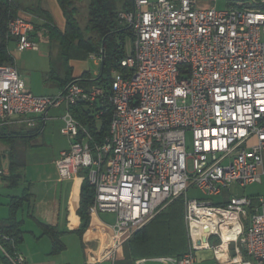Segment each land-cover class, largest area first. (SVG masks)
Wrapping results in <instances>:
<instances>
[{
  "label": "built area",
  "instance_id": "obj_1",
  "mask_svg": "<svg viewBox=\"0 0 264 264\" xmlns=\"http://www.w3.org/2000/svg\"><path fill=\"white\" fill-rule=\"evenodd\" d=\"M201 1L132 0L119 8L117 19L133 39L123 70L112 69L107 85L75 78L55 94L36 95L15 65L0 64V126L42 130L48 111L63 109L60 132L68 146L55 159L57 175L87 170L95 188L89 217L114 215L113 240L96 261L113 262L135 231L184 196L188 250L135 264H193L203 247L219 264H264L263 197L232 192L216 203L185 197L193 185L219 195L223 187L264 178V0L220 8ZM7 25L18 51L38 48L31 20L18 15ZM79 102L93 105L95 118L110 105L104 139L95 140L72 115L70 106ZM5 173L0 168V183ZM3 252L12 264H26L19 250Z\"/></svg>",
  "mask_w": 264,
  "mask_h": 264
},
{
  "label": "trees",
  "instance_id": "obj_2",
  "mask_svg": "<svg viewBox=\"0 0 264 264\" xmlns=\"http://www.w3.org/2000/svg\"><path fill=\"white\" fill-rule=\"evenodd\" d=\"M75 0H57L64 18L65 25L59 29L52 15L41 6L40 0L24 4L20 0H0V64L14 65V58L9 50V43L13 41L8 30V21L19 15L20 11L36 15L40 23L34 21L32 37L37 36V31L42 30L49 43L56 45L57 63L53 61L50 49V69L43 76L44 83H52L62 89L68 82L78 78L80 84L95 82L109 84L111 70H123L120 61L130 50L133 34L129 26L117 19L119 8L128 9L132 0H88L87 22L81 27L76 18ZM251 5L243 2V5ZM264 8V7H263ZM101 55V69L96 77H91L88 71L79 77L72 76L71 59H83L88 54ZM93 105L79 102L70 106L72 115L87 127L95 140H102L108 134L112 109L103 108L98 118L94 117ZM3 127V128H1ZM7 126H0V138L9 142L8 166L3 179L9 189H14L24 180L22 167L25 160L20 151V144H15L14 138L30 141L42 130L39 127L26 130H13L6 134ZM95 194L94 185L85 176L80 186L79 206L76 210L80 217L77 234H81L88 225L89 215L87 207L92 202ZM31 192L26 184L19 194L8 196V216L0 220V245L8 253H13L24 240L23 219L19 213L28 207ZM41 235L47 236L51 241L50 253H59L64 249L60 240L63 233L55 226L37 221ZM6 236L8 239H5ZM188 229L184 220V199L179 196L169 202L162 210L156 213L145 225L135 231L126 241L127 253L119 264H133L139 256H164L180 257L189 248ZM5 263L12 264L5 256Z\"/></svg>",
  "mask_w": 264,
  "mask_h": 264
},
{
  "label": "crops",
  "instance_id": "obj_3",
  "mask_svg": "<svg viewBox=\"0 0 264 264\" xmlns=\"http://www.w3.org/2000/svg\"><path fill=\"white\" fill-rule=\"evenodd\" d=\"M40 2H41V6L44 9L48 10L49 13L52 15L53 20L57 25V27L59 29H63L65 25V18L57 0H40ZM19 15L20 16L24 15L23 17L25 18L27 17V19L33 21V19L31 18L32 14H29L24 11H20ZM12 45L16 49L15 42H12ZM9 47H10V43H9ZM10 53L14 55L12 53V50L10 51ZM69 64L72 66L73 77H79L83 72H86V70L83 71L81 70L78 73L74 72V67L71 64V60ZM14 65L16 66L15 60H14ZM83 85L87 86L88 83H84ZM46 94H55V93L51 92ZM36 95H43V94H36ZM49 111L47 113L46 121L49 119L51 121L59 120L60 121L59 131H60L62 125L60 116L63 112V109L52 108V111L50 113ZM46 121L44 126L42 127L41 132H43V130L45 129V125L47 123ZM19 126H20L19 124H16L15 127L19 128ZM32 139L33 137L31 138V140ZM33 145L35 146L36 144L32 143V146ZM67 146H68L67 140L64 138L63 141H60V143L54 147V150H52L51 154L47 155L46 153L41 152L39 153L40 159L31 164H29L25 160V165H24L25 168L23 172L24 180L19 185H22L23 188L24 186H26V184H28L32 195L28 207H25L24 210L19 213V217L23 219L24 240L18 246V250L25 257L26 264H69L66 261H60L59 259L50 258L49 254H53L50 253L51 249L49 250L48 253H43L44 257L42 258L29 259V255L26 249L21 247L26 240L25 235L27 234L37 242H39L43 237H45V235H41V230L37 221L50 224L52 226H55L58 230L62 231L63 233L60 235L61 241L63 234L66 233H75L74 235L77 234L75 231L79 227L80 217L77 215L76 210L79 206L80 186L85 176H87L89 180V175L87 170L82 169L77 174L70 177L69 179H59L55 167V159L57 158L60 150L66 148ZM3 169L5 170V172H7V168H3ZM0 189H3L0 190V220H2L8 216V207H7L8 196L12 195V192L15 188L9 189L5 181L2 180L0 183ZM111 224L112 222L111 223L106 222L101 217L100 213L97 216L89 217V222L87 227L81 234H78L82 249L81 258H80V262L82 264H119L121 260L124 258V256L127 253L126 241L117 250L113 262L96 261V258L99 255L102 248L108 243H111L113 240ZM209 240L212 243L217 242V238L214 236L211 237ZM64 249H65V244H64ZM31 257H34V255L31 254ZM148 257H153V256H139L133 260V264H135V260L137 259L148 258ZM0 264H6L5 254L3 252V248L1 245H0ZM145 264H158V263L152 261H146ZM193 264H219V263L215 258L213 250L211 248L203 247L195 250V260Z\"/></svg>",
  "mask_w": 264,
  "mask_h": 264
},
{
  "label": "rangeland",
  "instance_id": "obj_4",
  "mask_svg": "<svg viewBox=\"0 0 264 264\" xmlns=\"http://www.w3.org/2000/svg\"><path fill=\"white\" fill-rule=\"evenodd\" d=\"M24 4L35 3L36 0H20ZM217 7H223L229 3H241V0H214ZM202 5L208 4V0H202ZM87 4L88 0H75L74 5L76 7V18L81 27H84L87 22ZM24 16V15H23ZM27 18V17H26ZM29 18V17H28ZM31 18L34 22L40 23L41 19H39L36 15H32ZM30 20V19H29ZM261 38L264 40V33L261 34ZM35 41L38 44V48L31 50H23L17 51L11 41L9 50H12L14 55L13 58L16 61V68L18 73L21 75L22 79L25 83V89L31 91L33 94H46L51 92H58V86L43 83V76L50 69V49L52 53V58L55 64L57 63V51L56 45L54 43H49L48 38L42 32V30L37 31V36L34 37ZM97 54H95V58H92L90 54L86 55L83 59H71V64L74 67V72H80L81 70H86L91 75V77H96L101 69V62L97 58ZM70 62V61H69ZM72 67V66H71ZM111 72V71H110ZM52 109L49 111V113ZM45 129L40 134L38 133L36 137H33L30 141L21 140L19 137L14 138L15 144H20V151L24 160H26L29 164L34 163L40 159L39 153L43 152L47 155L52 153L54 147L63 141L64 138L67 140L65 136H62L59 131L60 121L55 120L51 121L50 119L46 121ZM7 130H5L6 134L13 130H26L24 124H20L19 128L15 127L16 125L13 123L6 124ZM3 128V127H1ZM189 139V136H187ZM32 143L36 145L32 146ZM40 143V144H37ZM43 143V144H42ZM68 145V140H67ZM8 153H9V142L3 138H0V167L7 168L8 163ZM25 166L22 167V172H24ZM188 168H191V163L188 161ZM3 190V189H0ZM22 190V185H19L15 188L12 194H19ZM235 193L238 195L246 194L248 196H260L264 198V178H261L260 181L254 182L252 184L246 185L243 188H239L236 185H232L231 188L223 187L221 194L219 195H203L198 188L194 185L188 188L186 191V198H202L206 200H210L214 203L222 200H227L231 193ZM184 199V196H182ZM101 217L106 221L111 223L114 215L112 213H100ZM75 233H66L62 236V241L65 244V249L59 253L49 254L50 258L59 259L60 261H66L69 264H82L80 262L81 258V245L78 234ZM25 242L21 246L26 249L29 259L32 258H42L43 253H48L51 249V241L45 236L39 242L35 241L28 234L25 235ZM31 254L34 257H31ZM45 255V254H44ZM58 260V261H59Z\"/></svg>",
  "mask_w": 264,
  "mask_h": 264
},
{
  "label": "water",
  "instance_id": "obj_5",
  "mask_svg": "<svg viewBox=\"0 0 264 264\" xmlns=\"http://www.w3.org/2000/svg\"><path fill=\"white\" fill-rule=\"evenodd\" d=\"M241 1H244V0H241ZM204 230H206V231H207V230H208V228L205 226V227H204Z\"/></svg>",
  "mask_w": 264,
  "mask_h": 264
}]
</instances>
